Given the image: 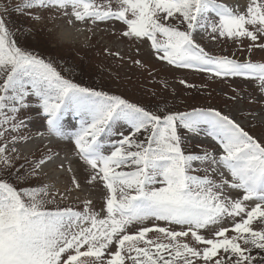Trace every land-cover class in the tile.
Listing matches in <instances>:
<instances>
[{
  "label": "snow or ice",
  "instance_id": "6c2138e0",
  "mask_svg": "<svg viewBox=\"0 0 264 264\" xmlns=\"http://www.w3.org/2000/svg\"><path fill=\"white\" fill-rule=\"evenodd\" d=\"M57 18L127 41L140 68L232 80L225 107L167 80L142 99L75 80L39 43L37 25ZM229 42L236 52L210 47ZM257 51L264 0H0V264H264ZM84 186L99 197L64 203Z\"/></svg>",
  "mask_w": 264,
  "mask_h": 264
},
{
  "label": "rangeland",
  "instance_id": "374dc122",
  "mask_svg": "<svg viewBox=\"0 0 264 264\" xmlns=\"http://www.w3.org/2000/svg\"><path fill=\"white\" fill-rule=\"evenodd\" d=\"M223 2L229 4L239 2L243 5L246 0H223ZM37 27L40 28L41 32L39 43L43 49L47 50L46 55L52 54L62 57L63 60H58V63L66 62L65 67L72 69L71 72H66V75L72 76L77 81L83 80L87 85L103 86L116 94H124L132 99L145 98L142 93L150 94L153 91L163 95V81L167 80L180 93V99L195 96L196 99H188L187 102L213 104L223 108L225 107L224 93L228 92L233 85L232 80L211 81L207 74L191 70H177L154 58L147 61L146 67L140 68L138 65H133L132 59L129 58L133 56L134 46H130L127 41L102 34L99 30L94 36L86 31L77 32L76 28L82 29L84 26L76 25L73 27L63 19L57 18L52 22L41 21ZM101 27L104 28L106 25H101ZM116 27L120 28L122 25L118 24ZM105 46L118 49L124 60L105 55L103 53ZM210 47L214 52L237 51L231 42L224 45H210ZM238 54L247 58V53L243 51H239ZM253 59L264 62V52H255ZM182 78L197 86L207 82L209 87L199 93L195 90L186 91L178 83ZM169 100L171 101L170 97ZM58 166V162L49 165L47 171L50 176L58 175ZM99 195L98 191L84 186L82 190L74 192L72 198L64 203H70L73 207L79 208L84 199H97ZM77 197L79 200L76 199Z\"/></svg>",
  "mask_w": 264,
  "mask_h": 264
},
{
  "label": "bare ground",
  "instance_id": "6f19581e",
  "mask_svg": "<svg viewBox=\"0 0 264 264\" xmlns=\"http://www.w3.org/2000/svg\"><path fill=\"white\" fill-rule=\"evenodd\" d=\"M71 36V35H70ZM68 38V37H67ZM56 165V164H55Z\"/></svg>",
  "mask_w": 264,
  "mask_h": 264
}]
</instances>
